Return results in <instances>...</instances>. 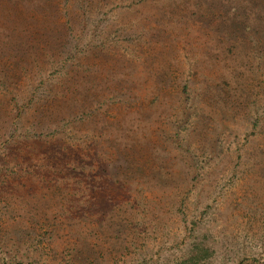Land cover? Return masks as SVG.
<instances>
[{
    "label": "rangeland",
    "instance_id": "1",
    "mask_svg": "<svg viewBox=\"0 0 264 264\" xmlns=\"http://www.w3.org/2000/svg\"><path fill=\"white\" fill-rule=\"evenodd\" d=\"M264 264V0H0V264Z\"/></svg>",
    "mask_w": 264,
    "mask_h": 264
},
{
    "label": "trees",
    "instance_id": "2",
    "mask_svg": "<svg viewBox=\"0 0 264 264\" xmlns=\"http://www.w3.org/2000/svg\"><path fill=\"white\" fill-rule=\"evenodd\" d=\"M19 264H21V263H19Z\"/></svg>",
    "mask_w": 264,
    "mask_h": 264
}]
</instances>
